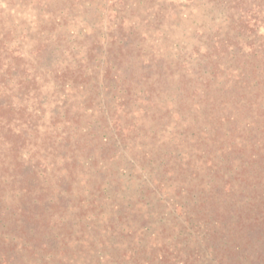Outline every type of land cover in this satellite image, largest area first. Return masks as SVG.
I'll return each instance as SVG.
<instances>
[{
  "label": "rangeland",
  "instance_id": "rangeland-1",
  "mask_svg": "<svg viewBox=\"0 0 264 264\" xmlns=\"http://www.w3.org/2000/svg\"><path fill=\"white\" fill-rule=\"evenodd\" d=\"M240 1L0 0V34H8L45 79L36 103L43 127L27 156L48 168L52 182L55 174L65 175L56 171L65 166V157L75 155L83 166L76 169L74 189L67 195L73 201L65 216L57 213L53 218L55 243L27 264H173L177 250L189 244L196 245L199 264H216L215 245H207V223L188 214L193 208L186 192L190 179L178 177V164H201L211 157L223 166L236 156L224 158L226 150H264V0ZM242 21L250 31L243 30ZM122 22L134 29L137 50L131 59L139 72L138 82L133 81L138 94L152 82L140 60H153L152 71L158 72L162 58L176 75L187 65L195 70L193 80L202 82L199 73L208 75L203 68L209 60L206 50L228 35L234 47L221 55L218 77L211 92L205 89L206 96L201 91V98L191 101L181 92L178 77L174 82L168 78L156 86L163 90L161 97L151 88V102L124 101L121 109V91L130 84L108 93L101 71L97 109L105 111L108 122L96 111H87L80 125L68 122L65 111L86 107L89 94L56 85L52 76L86 59L87 34H96L105 53ZM38 46L48 49V60L38 56ZM118 114L129 128L121 135L113 125ZM109 141L116 152L103 159L99 154ZM96 157L99 166L93 163ZM180 201L186 208L183 214L176 208ZM217 238L220 242L222 237Z\"/></svg>",
  "mask_w": 264,
  "mask_h": 264
},
{
  "label": "trees",
  "instance_id": "trees-1",
  "mask_svg": "<svg viewBox=\"0 0 264 264\" xmlns=\"http://www.w3.org/2000/svg\"><path fill=\"white\" fill-rule=\"evenodd\" d=\"M232 1L239 4V0ZM246 25L242 21L243 30L250 31L251 26ZM133 30L127 29L126 22H122L118 26V38L112 35L113 40L105 53L96 34H87L86 59L55 71L52 76L54 84L80 88L89 94L85 99L88 101L86 107L80 110L69 108L65 111L68 122L82 124L88 115L87 111H96L105 123L108 122L105 111L97 109L100 107L101 71L102 82L108 93L114 87L130 84L121 91V109L125 104L130 105L134 99L151 102V88L157 97H161L160 92L163 90L156 86L164 84L168 78H172L174 82L178 77L181 92L188 94L191 101L201 98V91L206 96V90L211 92L218 77L215 71L219 69L221 55L230 54L234 47L233 39L228 35L225 39L216 40L206 50L209 60L203 68H206L208 75L199 73L202 82L193 80L191 74L195 70L188 69L187 65L182 66L181 72L176 75L170 70L171 63L162 58L158 72L152 71L153 60H140L141 69L148 71L144 76L152 82L150 87V84H146L145 90L138 94L139 86L135 88L133 81L138 82L139 72L135 73L131 59V55L137 50L132 40ZM9 40L8 34H0V264H27L32 258L48 251L55 243L56 239L52 235L57 224L53 218L57 213L65 216L68 203L73 201L67 195L74 189L78 176L76 169L83 166L75 155L71 160L65 157V166L56 170H63L65 175L62 176L60 172L55 174L56 182H52L48 168L41 161L33 163L27 156L33 140L43 127V112L36 103H40L45 79L36 73L35 63L27 59ZM234 44L240 45L239 42ZM37 52L42 60L49 59L46 47L38 46ZM100 66H103V70L97 69ZM143 96L148 99H143ZM184 103L185 107L189 106ZM171 109L173 106L167 111L170 113ZM109 112L113 121L112 109H108ZM59 117L57 120L61 119ZM113 123L120 135L129 131L122 124L119 114ZM114 145L110 141L104 143L99 156L103 159L110 158L111 153L116 152ZM235 154L223 166H219L210 156L201 164L179 163L178 177L188 176L190 179L186 192L187 198L193 201V208L188 214L197 219V222L207 223L205 229L211 234L207 245L209 246L210 241L215 245L214 252L217 254L213 260L216 264H264V150L243 148L223 153L224 158ZM97 157L93 160L95 166H99L101 162ZM256 162L258 166L254 167ZM172 169V172L169 169L167 171L175 174L174 168ZM210 175L213 179L207 180ZM186 180L184 178V182ZM181 201L176 208L183 214L186 208L180 204ZM218 235L222 237L220 242ZM195 246L189 244L179 248L178 259L173 264H199L201 257ZM167 261L168 258L164 256L163 262Z\"/></svg>",
  "mask_w": 264,
  "mask_h": 264
}]
</instances>
